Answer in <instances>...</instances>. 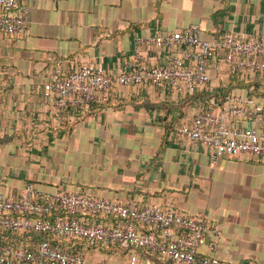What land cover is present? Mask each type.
I'll return each instance as SVG.
<instances>
[{
    "label": "crops",
    "instance_id": "obj_1",
    "mask_svg": "<svg viewBox=\"0 0 264 264\" xmlns=\"http://www.w3.org/2000/svg\"><path fill=\"white\" fill-rule=\"evenodd\" d=\"M21 1L29 8L25 32H0V194L18 196L32 184L39 193L176 209L220 225L221 237L209 234L203 254L226 264H264V161L214 158L202 144L178 137L177 129L198 110L183 104L177 88L116 86L103 103L85 110L57 109L44 96L56 71L95 64L115 73L134 60L136 37L199 25L207 40L235 32L264 41V0ZM141 51L152 65L173 54L148 45ZM209 73L208 90L255 91L264 105V78L252 85L249 76L234 78L221 57ZM242 81L250 87H240ZM179 112L168 133L166 125ZM19 239L36 243L30 236ZM62 244L82 254L84 264H131L132 255L135 264H173L158 253L116 244Z\"/></svg>",
    "mask_w": 264,
    "mask_h": 264
},
{
    "label": "built area",
    "instance_id": "obj_2",
    "mask_svg": "<svg viewBox=\"0 0 264 264\" xmlns=\"http://www.w3.org/2000/svg\"><path fill=\"white\" fill-rule=\"evenodd\" d=\"M29 8L19 0H0V32L22 35L28 24ZM193 25L173 34L134 38V60L115 73L101 65L85 64L64 74L54 72L44 86V96L57 109L85 108L105 100L116 86L170 84L193 94L211 83V62L219 52L232 75L264 74V41L235 32L220 40L201 37ZM142 45L175 49L162 65L149 63ZM212 106H216L213 99ZM217 107V106H216ZM177 136L200 143L214 158L247 157L264 161V105L253 97L232 94L215 110L198 109L190 123L181 125ZM56 212L63 216L50 219ZM114 218L118 224L92 223L88 218ZM0 229L36 232L43 239L36 246L13 247L0 243V264H84V257L55 246L50 236L85 239L92 244H116L129 251L146 250L170 259L173 264H226L215 255L201 252L212 234L222 235L218 223L160 205H139L96 198L74 192L39 193L29 184L21 195L0 194ZM215 251L216 243L212 242ZM137 256H131L135 264Z\"/></svg>",
    "mask_w": 264,
    "mask_h": 264
},
{
    "label": "trees",
    "instance_id": "obj_3",
    "mask_svg": "<svg viewBox=\"0 0 264 264\" xmlns=\"http://www.w3.org/2000/svg\"><path fill=\"white\" fill-rule=\"evenodd\" d=\"M19 1H20L21 5H24L21 0H19ZM220 39H215V40H220ZM172 52H173V54L177 53L175 49H172ZM222 53L223 52H219V54L216 56V58L211 62V66L214 63H216V61L220 57L221 58L224 57V53L223 54ZM230 76H232L234 78L243 77V76H249V78H253V82L250 83L251 85L253 83H256L257 80H259L261 78H264V74H262V73H253V72H245V73H240L238 75H232L230 73ZM254 80H256V81H254ZM237 84H239L240 87H242V86L243 87H245V86L250 87L249 85L245 84L244 81L239 82ZM166 85H170V84H166ZM235 86H236V88H239V87H237V85H235ZM180 93L184 96V100H183V104L184 105L185 104H190V105H193V107H196L197 110L203 108L204 110H207V111L208 110H210V111L211 110H215L217 107L222 108L229 101V99H230L232 94H239V92H237V90H234L233 87H225V88H218V89L208 90V86L202 87V88L198 87L193 94H189L188 92H181V91H180ZM255 94H256L255 91H251V93L249 95H246V96L258 99V98H256V96H254ZM239 95H241V94H239ZM213 99L215 100L217 107L211 105V101ZM105 100H102L100 102H94V103H92L91 105H89L88 107H85V108L68 107V108H66L64 110H85V109L91 108L94 105L101 104ZM168 109H169V112L175 113L174 112L175 109H172L171 107H169ZM180 118H181V112H179L178 116H176L173 119V121L170 122V125H166L167 126L166 129H167L168 133H170V131L174 129L176 121H179ZM166 119H167V117H165V120ZM84 195H89V194H84ZM89 196H91V195H89ZM92 197H94V196H92ZM61 216H63V214L61 212H56L54 215L51 216L50 219L54 220L57 217H61ZM88 219H89V222H92V223H104V224H118L119 223L118 222L119 220L114 219V218L100 217V218H97V219H95V218H88ZM7 235L11 236L14 240L13 241L6 240L5 237ZM19 236H24V237L25 236H30L33 239L35 238L36 239L35 240L36 243H33L34 244L33 245L32 243H28L27 241H24V239L20 240ZM16 238L18 240H16ZM42 239H43V235L41 233H36V232H24V233H22V232H19V231H11V230L0 229V243L3 244V245H10V246H13V247H19V246L34 247L39 242H41ZM49 240L51 241V243L53 245L59 246L64 251L72 253V254H79V255H82V254H80L79 252H76V251H73V250H70V249L64 247L63 244H62V241L63 240H69V241H74L75 242V241H78V240H83V241H86L89 244H92L88 240H85V239H70V238H66V237H56V236H50Z\"/></svg>",
    "mask_w": 264,
    "mask_h": 264
}]
</instances>
